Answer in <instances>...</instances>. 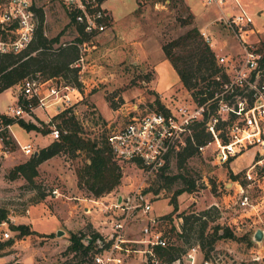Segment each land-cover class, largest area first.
Returning <instances> with one entry per match:
<instances>
[{"label": "rangeland", "instance_id": "obj_1", "mask_svg": "<svg viewBox=\"0 0 264 264\" xmlns=\"http://www.w3.org/2000/svg\"><path fill=\"white\" fill-rule=\"evenodd\" d=\"M256 1L249 7V1L243 0L259 30L251 36L254 49L264 46V0ZM36 2L44 9L48 36L62 33L63 42L79 35L76 23L60 0ZM105 4L112 14L111 27L83 43L85 82L78 86L80 92L74 94V103L34 113V119L30 120L39 129H27L17 121L5 126L0 120L3 127L0 136L6 130L10 137L7 143L0 140V206L9 211L14 235L8 240L0 236V264H89L90 253H76L70 245L73 232L91 234V228L101 231L104 224L109 227L108 223H101L105 214L98 205L103 204L92 199L110 204L119 195H133L138 189L145 201L152 204L149 215L160 217L158 226L167 235L168 243L181 247L182 264H188L184 254L196 243L197 234L191 232V241L185 242V236H181L183 218L178 212L209 207L217 208H213L215 215L209 217L207 231L220 223L233 228L236 237L218 239L208 256L206 238L196 264H201L203 257H212L215 264H264V237L261 241L253 239L257 228L264 230V167L255 173V180L245 177L251 164L261 157L260 144L241 148L225 162L218 161V145L214 143L188 158L184 167L173 157L167 174L180 176L172 186L164 185L157 193L154 189L164 181L160 175L145 178V173L135 164L118 162L122 172L119 183L110 191L96 194L80 174L89 161L84 150L75 154L61 151L42 161L35 183L23 175L14 177L13 168L33 154L25 153L23 145L32 143L39 151L51 143L54 139L50 130L52 126L60 129L62 120L56 115L64 108H72L87 136L101 141L113 128L123 125L140 102L142 108L148 109L160 107L159 101L165 105L185 103L191 108L197 104L163 50L165 43L190 28L196 26L204 38V31L212 37L209 44L218 51L216 55L230 54L238 59L244 52L243 42L219 20L228 6L205 4L203 0H107ZM18 91L13 85L0 93V113L15 117L12 108L18 103ZM188 132H192V125ZM235 173L239 174L237 179ZM185 177L195 180V190L178 195V212L165 217L173 210L174 191L186 185ZM54 188L60 194L54 193ZM244 193L249 196V205L241 204ZM87 205L92 207L89 213L85 209ZM141 218L128 221V236L140 234ZM22 223L33 231L21 234L15 226ZM109 228L103 232L105 235Z\"/></svg>", "mask_w": 264, "mask_h": 264}, {"label": "built area", "instance_id": "obj_2", "mask_svg": "<svg viewBox=\"0 0 264 264\" xmlns=\"http://www.w3.org/2000/svg\"><path fill=\"white\" fill-rule=\"evenodd\" d=\"M203 1L219 7L228 6L222 11L219 20L244 45V52L238 59L230 54L216 55L217 63L229 76L222 90L204 103L194 99L197 104L192 108L185 103L164 104V107L150 109L142 108L141 102L136 104L137 110L131 112L128 120L107 134L109 148L117 162L135 164L145 173V178H149L159 175L172 154L185 144L193 122L206 120L207 130L212 133L213 139L200 146V149L211 143L217 144L218 161H227L248 145H261V157L245 173L246 178L255 180V173L264 167V77L259 65L262 53L251 46V36L259 30L243 0ZM60 2L71 20L77 26H82L89 36L100 35L111 26L112 14L104 0ZM37 5L36 0H0V53H20L32 42L38 27ZM203 34L211 43L212 37L205 31ZM84 48L85 45L81 44V56L73 63L80 67L81 82H85L82 76ZM14 85L19 91L18 103L12 108V113L25 120H33L34 113L40 109L72 105L74 94L80 92L79 85L66 82L62 77L44 78L39 73L25 77ZM217 98V106L212 111L210 106ZM206 111L209 113L207 118ZM4 125L11 126L9 123ZM2 129L0 127V131ZM50 134L53 139H57L60 137V129L52 126ZM3 139L4 136H0V140ZM23 150L28 154L36 151L32 143L24 144ZM53 191L58 193L55 188ZM140 191L138 189L133 195H119L121 199L117 197L110 204L92 199L104 205L98 206L105 215L111 217V230L106 231L107 235L103 233L105 229L100 231L102 238L97 239L95 250L90 251L89 264H162L158 247L169 244L167 235L158 226L160 217L149 215L152 204L145 201ZM241 204L249 205L248 194L242 195ZM85 209L88 213L92 211L88 205ZM135 217L141 218L143 225L138 236L130 237L126 227L128 221ZM11 230L9 217L0 220L1 239L14 238ZM200 249L199 244L188 248L184 254L188 264H196ZM182 263L180 257L172 261V264ZM201 264L215 262L212 257H203Z\"/></svg>", "mask_w": 264, "mask_h": 264}, {"label": "trees", "instance_id": "obj_3", "mask_svg": "<svg viewBox=\"0 0 264 264\" xmlns=\"http://www.w3.org/2000/svg\"><path fill=\"white\" fill-rule=\"evenodd\" d=\"M35 9L38 16V27L32 42L20 53H0V93L25 77H31L37 73L44 78L62 77L66 82L82 85L79 78L80 67L73 65V63L81 56L80 45L90 36L84 32L82 26L78 25L79 35L71 41L62 42V33L50 37L45 33L44 9L38 5ZM56 44L58 45L55 46ZM163 50L178 72L180 81L191 91L198 103H204L213 98L216 92L222 90V85L229 79L226 71L217 63L216 52L196 26L165 43ZM257 50L262 53L259 65L263 70L262 76L264 77V46L257 48ZM217 102L218 98L211 104L212 111L216 108ZM159 106L164 107V104L159 101ZM208 114L206 111V118ZM56 117H60L62 120V123L59 124L60 137L40 148L37 154L34 152L27 161L17 164L12 170L14 177L23 175L29 182L35 183L38 166L42 161L61 151L75 154L77 151L84 150L88 153L89 161L80 172L81 177L96 194L113 189L119 183L122 172L109 148L107 135L101 141L87 136L71 107L64 108ZM0 120L4 124H12V122L17 121L27 129H39L32 120L26 121L6 113H0ZM3 136L6 143L10 141L6 130L3 131ZM212 139L213 135L207 130L206 120H196L192 124V132L185 139V144L172 154L171 158L175 157L178 165L184 167L187 159L199 152L200 146ZM223 139L227 141L226 137ZM170 161L171 159L168 160L165 169L159 174V178L164 181L154 189L156 193L164 185L172 186L180 176V174H167ZM233 176L237 179L239 174L235 173ZM185 180L186 185L174 191L171 197L173 210L165 214V217H172L174 213L178 212V195L185 191L192 192L195 190V180L191 177H185ZM213 208L178 212V216L183 218L181 236H185V242H190L191 232H196L195 244L202 245L203 248L207 238L209 242V249H205L207 256L218 239L236 237L233 228L220 223L212 226L211 231H207L209 217L215 215ZM8 215V209L0 206V220L7 218ZM91 226L92 224H89V227ZM15 227L20 229L21 234H29L33 231L28 224L24 223ZM90 231L91 234L73 232L70 248L76 253L79 251L90 253L91 250H95L96 241L98 238H102V234L96 228H91ZM89 237H92V241L89 240ZM158 251L163 261L162 264H172L173 260L180 257L181 247L176 244H168L167 246H159Z\"/></svg>", "mask_w": 264, "mask_h": 264}, {"label": "water", "instance_id": "obj_4", "mask_svg": "<svg viewBox=\"0 0 264 264\" xmlns=\"http://www.w3.org/2000/svg\"><path fill=\"white\" fill-rule=\"evenodd\" d=\"M35 153H38V150L35 151ZM121 199V196L119 197V200ZM61 229L58 230V234H61ZM264 237V230L262 228H257V230L255 231L254 235H253V239H255L256 241H261ZM89 240L92 241V237H89Z\"/></svg>", "mask_w": 264, "mask_h": 264}, {"label": "crops", "instance_id": "obj_5", "mask_svg": "<svg viewBox=\"0 0 264 264\" xmlns=\"http://www.w3.org/2000/svg\"><path fill=\"white\" fill-rule=\"evenodd\" d=\"M106 1H107V0H104V3H106ZM248 1H249V3H250V4H249V7L251 6V3L253 4L254 2H257L256 0H253V1H252V0H248ZM105 5H106V4H105ZM253 5H255V4H253ZM107 7H108V6H107ZM108 8H109V7H108ZM110 27H111V26H110ZM106 31H107V30H106ZM214 50H215V49H214ZM215 52H218V51L215 50ZM11 87H12V86H11ZM9 88H10V87H9ZM7 89H8V88H7ZM41 110H42V109H41ZM38 111H39V110H38ZM46 145H48V144H46ZM46 145H44V146H46ZM55 189H57L58 193L60 194L59 189H58V188H55ZM58 193H57V194H58ZM102 218H103V219L101 220V223H108V225H109V227H110V222H108V221L110 220L111 217H110V216H107V215H104V217H102ZM108 218H109V220H108ZM104 221H105V222H104ZM109 227H106L105 224H104L102 228H103V229H108Z\"/></svg>", "mask_w": 264, "mask_h": 264}]
</instances>
